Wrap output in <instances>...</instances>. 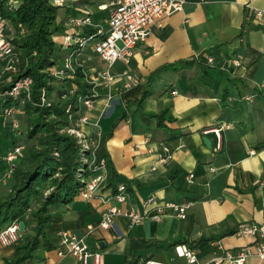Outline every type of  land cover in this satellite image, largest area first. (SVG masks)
Returning <instances> with one entry per match:
<instances>
[{
    "label": "crops",
    "instance_id": "0c3cea01",
    "mask_svg": "<svg viewBox=\"0 0 264 264\" xmlns=\"http://www.w3.org/2000/svg\"><path fill=\"white\" fill-rule=\"evenodd\" d=\"M93 1L103 11L99 4L110 0ZM82 2L71 0L66 6L81 9ZM257 9H264V0H185L180 11L149 27L128 65H113L114 74L127 69L139 82L124 89L122 77L116 76L112 100L105 105L100 98L84 110L88 122L80 126L89 139L112 126L105 154L119 175L115 185H126L129 201L116 203L108 196L111 188L102 187L90 200L75 197L53 209L46 233L55 248L37 250L21 264H77L70 254L58 255L60 230L83 235L89 249L101 253V264H137L147 256L168 264L166 257L155 259L156 249L183 237L195 244L200 264L222 250L256 245L235 232L242 223L264 224V20L254 18ZM107 15L96 14L94 21L103 24ZM101 64L91 57L85 62L87 74L94 75ZM162 110L165 119L158 126L154 116ZM223 125L228 126L220 131L218 150L214 133L203 130ZM147 198L161 207L190 205L184 219L165 206L157 220L129 226L128 218L117 215L108 229L98 227L110 206H131L144 214ZM88 226L93 227L89 232ZM174 246L168 247L177 257ZM13 250L0 248V264ZM245 264L262 263L251 257Z\"/></svg>",
    "mask_w": 264,
    "mask_h": 264
},
{
    "label": "trees",
    "instance_id": "16d2710c",
    "mask_svg": "<svg viewBox=\"0 0 264 264\" xmlns=\"http://www.w3.org/2000/svg\"><path fill=\"white\" fill-rule=\"evenodd\" d=\"M93 3V0L82 2L89 8ZM80 13V8L52 6L47 0H0V16L11 27L5 33L12 53L18 58L17 70L11 73V77L13 80L23 77L31 79L28 98L21 95L16 101H11L9 97L0 101L1 107L12 105L21 108L24 115L23 135L27 142L25 150L15 156L10 173L11 164L5 161V156L18 140L14 139L4 153H1L0 143V180L9 173L7 188L0 192V229L13 222L23 223L21 241L13 247V253L2 260V264H21L32 259L37 250L50 251L55 248L46 233L52 210L78 197L77 193L90 173L87 169L90 151L84 149L78 138L69 131L72 128L80 129L75 125L80 108L78 100L91 95L92 85L86 81L90 75L85 66L81 67L74 61L80 53L78 46L70 45L63 49L61 42L57 44L54 40V36L62 33L66 19ZM91 17L93 21L96 19L94 15ZM93 25L83 27L79 33H95L98 23L94 21ZM68 54L73 59L71 77L54 76L51 68L60 65ZM4 78L0 82V93L9 88ZM97 90L100 95L105 94L101 86ZM146 95L147 92L142 95L141 101ZM165 113L166 110H162L154 116L158 126L165 119ZM111 130L112 126L100 134L95 154L98 158L106 159L107 175L103 190L111 188L115 192L119 175L105 154V143ZM222 236L208 237L206 240L212 241ZM180 243L195 247L184 237L173 240L168 246ZM148 260H151V256L137 264Z\"/></svg>",
    "mask_w": 264,
    "mask_h": 264
},
{
    "label": "built area",
    "instance_id": "2783aa9c",
    "mask_svg": "<svg viewBox=\"0 0 264 264\" xmlns=\"http://www.w3.org/2000/svg\"><path fill=\"white\" fill-rule=\"evenodd\" d=\"M52 6H66L71 0H47ZM185 0H110L108 3L99 4V9H109L108 15L103 24L96 25V32L93 34L82 35L80 30L83 27H91L93 25V11L87 5H82L81 12L77 16L68 17L64 23V28L61 33V47L66 49L70 45H76L80 49L77 58L74 60L79 66H85V62L91 57H98L104 67L96 71L86 81L92 85L91 95L79 98V115L75 122L78 128H72L69 131L73 133L81 143L84 149L90 151L89 159L87 160V169L90 171L84 180L83 187L78 191V197L87 201L92 199L97 191L104 188V181L107 175L106 159L98 158L95 154L100 140V132H96L94 138H88L81 131L82 124L88 121L84 110H89L94 103L104 98L106 104L112 100L110 86L116 76L122 77L124 89L131 87L139 82L136 74L125 69L119 74L112 72V67L116 62H121L128 65L132 56L133 48L144 42L148 29L151 25L158 23L159 19L164 16H169L183 8ZM254 18L258 21L264 20V9L254 11ZM5 30H11L8 21L0 16V62L2 65V74L7 76L5 82L9 84V88L3 93V98L9 97L11 101H16L21 95L29 96L31 79L29 77L18 78L13 80L11 73H15L18 58L12 53V46ZM73 59L68 54L64 57L60 65H55L51 68V72L56 77H71L73 73ZM212 57H206V62L212 64ZM233 63L238 65L239 62L234 60ZM8 73V74H7ZM101 86L105 89V94L100 95L97 87ZM43 100V99H42ZM17 109L12 105L2 107V114L9 118L11 127L19 131V122L15 118ZM223 125L219 127H210L204 129L203 133L212 132L216 136V149L221 148L220 131ZM22 145H15L14 148L7 152L5 160L11 164L9 173L13 167V160L16 155L22 150ZM165 153H169L167 148H163ZM253 154V152H251ZM166 156H159L160 161H165ZM9 173L0 180V183L5 184ZM188 181L192 182L193 175L188 174ZM118 204H126L129 201V193L124 183H118L115 192L108 195ZM189 203H165L162 207L170 206L174 209L176 216L179 219H184L186 209ZM143 206L148 208L144 214H139L131 206L117 207L110 206L106 212L102 214L98 227L108 229L113 225V217L120 215L128 218L129 226L136 225L145 219L157 220L160 216L162 207L153 205L152 198H147ZM152 211V212H151ZM93 227L88 226L87 231H91ZM238 236L247 237L254 240V247L247 246L237 250H222L221 253L212 257L204 264H245L246 260L255 257L259 262L264 264V224L242 223L235 232ZM21 232L19 231L18 223L13 222L5 225L0 229V248L14 247L21 241ZM58 239V255L70 254L75 257L77 264H101L102 255L99 251L89 249L83 235L76 234L69 230H60L57 232ZM174 253L177 257L185 258L187 264H200L197 260L195 250L185 244L174 246ZM141 264H167L163 262L148 260Z\"/></svg>",
    "mask_w": 264,
    "mask_h": 264
},
{
    "label": "rangeland",
    "instance_id": "374dc122",
    "mask_svg": "<svg viewBox=\"0 0 264 264\" xmlns=\"http://www.w3.org/2000/svg\"><path fill=\"white\" fill-rule=\"evenodd\" d=\"M98 2L93 3L92 6H91V9L94 12L93 15L94 16L96 14L107 15L109 9L103 10V11L97 10L96 7H97V3ZM61 14H62V9L60 10V16H61ZM54 40H55V42L57 44H59L62 41V35H61V33H59L58 35L54 36ZM101 65H103V63ZM103 67H104V65L102 66V68ZM0 71L2 72L1 62H0ZM2 76L4 78L5 75H2ZM3 78L0 77V82H1V80ZM2 96H3V94L0 93V97H2ZM16 109L18 111L19 110L22 111L19 106H16ZM18 115H19V117L16 118V116H15V118L19 122V128H20L19 131H20V134L17 133L18 130H14L11 127V122H10L9 118L5 117L2 114V107H1V104H0V143L2 144V151H1V153H4L5 151H7V149H9L8 148L9 147V144L14 140V136L18 140L17 145H22V147H23L22 150L20 151L21 153L23 152V150H25V148L27 146V142L25 141V138H24V135H23L24 118H21L23 116V114H19L18 113ZM5 134H7V135H5ZM6 188H7V183H5V184L0 183V192H2ZM154 251L155 250H153L152 253H154ZM154 256H157V258H155V259H158V258H161V257H166L168 264H187L185 258L175 257L174 254H173V249L172 248H169L168 246L165 247V248H163V249H160V248L159 249H156V251L154 253Z\"/></svg>",
    "mask_w": 264,
    "mask_h": 264
},
{
    "label": "water",
    "instance_id": "95a60500",
    "mask_svg": "<svg viewBox=\"0 0 264 264\" xmlns=\"http://www.w3.org/2000/svg\"><path fill=\"white\" fill-rule=\"evenodd\" d=\"M18 227H19V231L22 232L23 231V223L18 222Z\"/></svg>",
    "mask_w": 264,
    "mask_h": 264
}]
</instances>
